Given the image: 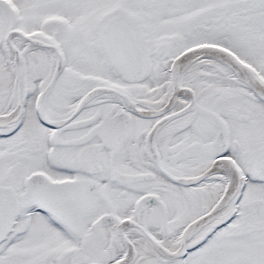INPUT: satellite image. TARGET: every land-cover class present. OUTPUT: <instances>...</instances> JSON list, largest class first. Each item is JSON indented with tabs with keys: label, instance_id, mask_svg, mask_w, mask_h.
Listing matches in <instances>:
<instances>
[{
	"label": "flooded vegetation",
	"instance_id": "af4514ba",
	"mask_svg": "<svg viewBox=\"0 0 264 264\" xmlns=\"http://www.w3.org/2000/svg\"><path fill=\"white\" fill-rule=\"evenodd\" d=\"M126 1L0 0V264H264L247 0Z\"/></svg>",
	"mask_w": 264,
	"mask_h": 264
},
{
	"label": "rangeland",
	"instance_id": "374dc122",
	"mask_svg": "<svg viewBox=\"0 0 264 264\" xmlns=\"http://www.w3.org/2000/svg\"><path fill=\"white\" fill-rule=\"evenodd\" d=\"M224 0H218L216 1L215 4H223ZM258 0H247L246 3H243L247 10L246 18L243 20L244 22L241 25H237L235 28L232 29L231 33L229 34L230 42H242V39L246 37L245 42H251L255 47L252 48H257L258 51L255 50H249V51H241L240 53H247L250 54L251 57H254V53H257V56L254 58H250L253 60H257V65L260 68H264V0H259L260 1V12L258 11V8L256 7V2ZM119 4L122 5H127L126 0H119ZM103 5L99 4L97 6ZM256 7V8H255ZM150 26H153L151 23ZM162 33H149V37L151 39L155 37H162ZM183 40H186L183 35H180ZM201 38H210L207 35H198L195 38L189 39V41L198 40ZM256 44V45H255ZM256 64V63H255ZM227 76H224L226 79ZM244 128L247 130V132L252 133L254 130L260 129L259 131V140L264 139V123H261L257 120L255 116H251L248 121L243 123ZM257 139V138H256ZM258 234V233H257ZM264 234V231H263ZM264 236V235H263ZM262 252L264 254V246L262 249ZM5 264H31V261L28 256L25 254H21L20 257H10L9 256L6 258V263Z\"/></svg>",
	"mask_w": 264,
	"mask_h": 264
},
{
	"label": "water",
	"instance_id": "95a60500",
	"mask_svg": "<svg viewBox=\"0 0 264 264\" xmlns=\"http://www.w3.org/2000/svg\"><path fill=\"white\" fill-rule=\"evenodd\" d=\"M217 47H213L210 45H202V46H196V47H191L185 51H183L181 54H179L176 58L175 61L171 64L170 67V73L172 75H177V68H178V60L180 57H182L185 54H190L193 51H197V50H202V49H206V50H210ZM225 52L228 56H230L232 58L233 63L238 67V71H236V74L248 85V87L251 89V91L254 93V95L259 98L262 102H264V93L260 92L258 85L256 86L254 83L255 81L253 80L252 74L249 72L248 68L241 62H239L238 60H236L235 56L232 55L230 52L228 51H223ZM261 150L264 152V146L261 148ZM264 154V153H263ZM263 168H264V164H263ZM5 210H7L5 208ZM3 234H0V238L2 237Z\"/></svg>",
	"mask_w": 264,
	"mask_h": 264
},
{
	"label": "bare ground",
	"instance_id": "6f19581e",
	"mask_svg": "<svg viewBox=\"0 0 264 264\" xmlns=\"http://www.w3.org/2000/svg\"><path fill=\"white\" fill-rule=\"evenodd\" d=\"M189 57H190V56H185V57L183 58L182 62H183L184 60L187 61Z\"/></svg>",
	"mask_w": 264,
	"mask_h": 264
}]
</instances>
